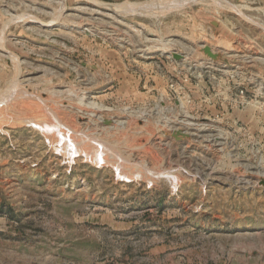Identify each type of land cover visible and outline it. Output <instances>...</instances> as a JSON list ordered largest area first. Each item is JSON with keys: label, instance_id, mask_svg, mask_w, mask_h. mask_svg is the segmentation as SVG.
I'll use <instances>...</instances> for the list:
<instances>
[{"label": "rangeland", "instance_id": "374dc122", "mask_svg": "<svg viewBox=\"0 0 264 264\" xmlns=\"http://www.w3.org/2000/svg\"><path fill=\"white\" fill-rule=\"evenodd\" d=\"M0 264H264V0H0Z\"/></svg>", "mask_w": 264, "mask_h": 264}, {"label": "water", "instance_id": "95a60500", "mask_svg": "<svg viewBox=\"0 0 264 264\" xmlns=\"http://www.w3.org/2000/svg\"><path fill=\"white\" fill-rule=\"evenodd\" d=\"M203 51H204V53H205L208 57H210V58L213 59V60H217L218 57H219V55H218L217 53H214V52L212 51L211 47H209V46H205ZM176 57H177V58H180L181 56H179V55L176 54ZM106 124L109 125V124H111V123H110V121H106ZM175 137H177V136L175 135Z\"/></svg>", "mask_w": 264, "mask_h": 264}, {"label": "bare ground", "instance_id": "6f19581e", "mask_svg": "<svg viewBox=\"0 0 264 264\" xmlns=\"http://www.w3.org/2000/svg\"><path fill=\"white\" fill-rule=\"evenodd\" d=\"M150 42H151V41H150ZM164 48H165V47H164ZM145 51H146V50H145ZM255 65H256V64H255ZM42 102H43V101H42ZM45 110H46V109H45ZM1 111H2V110H1ZM2 112H3V111H2ZM31 123H32V122H31ZM36 124H37V123H36ZM186 125H187V124H186ZM41 126H42V125H41ZM45 126H46V125H45ZM45 126H44V127H45ZM190 126H191V125H190ZM46 127H47V126H46ZM192 127H193V126H192ZM180 128H181V127H180ZM68 138H69V137H68ZM78 140H79V139H78ZM75 142H76V141H75ZM57 143H59V142L57 141ZM76 144H77V143H76ZM79 144H80V143H79ZM66 145H67V144H66ZM81 145H82V144H81ZM70 146H71V145H70ZM75 146H76V145H75ZM72 147H73V145H72ZM65 149L67 150V148H65ZM72 149H73V148H72ZM75 149H76V148H75ZM66 150H65V151H66ZM77 150H78V149H77ZM79 151H80V150H79ZM79 151H77V152H79ZM69 154H70V153H69ZM69 154H68V155H69ZM89 154H90V153H89ZM97 159H98V158H97ZM96 162H97V161H96ZM98 162H99V160H98ZM240 176H241V175H240Z\"/></svg>", "mask_w": 264, "mask_h": 264}]
</instances>
